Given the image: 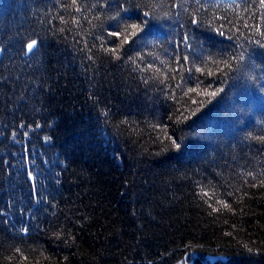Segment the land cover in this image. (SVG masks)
<instances>
[{
  "label": "trees",
  "instance_id": "16d2710c",
  "mask_svg": "<svg viewBox=\"0 0 264 264\" xmlns=\"http://www.w3.org/2000/svg\"><path fill=\"white\" fill-rule=\"evenodd\" d=\"M143 13L142 37L107 35ZM262 17L260 0H0V264H264Z\"/></svg>",
  "mask_w": 264,
  "mask_h": 264
},
{
  "label": "snow or ice",
  "instance_id": "6c2138e0",
  "mask_svg": "<svg viewBox=\"0 0 264 264\" xmlns=\"http://www.w3.org/2000/svg\"><path fill=\"white\" fill-rule=\"evenodd\" d=\"M260 3H261V5H264V0H260ZM75 4H76V0H72V5H75ZM173 6L174 7H178L179 5H173ZM76 10L79 11L80 9L77 8ZM121 12H123L127 16L129 14V9L124 7L123 4H120L119 11L117 12V16H119ZM149 15H150L149 13H143V16L145 17V19L142 22L143 25H144V27H142V28L140 27V25L132 24V25L125 26L123 32H121L120 30H117V31H113V32L107 33V35L110 36V37H113V38H120L123 35L124 43L128 44L129 43L128 36L129 35H132V36H136L137 35V33L135 31H132L131 33H129V28L133 29V30L139 28L140 29V34H141V37H142L145 32H149V29L151 27L155 26V25L149 23V21L147 19V17ZM262 19H264V17H262ZM112 20L116 21L117 18L116 17H112ZM190 23L193 24V25H197V24L200 23V21L198 19H196V18H192ZM115 27H117V29L120 28L119 22H117L115 24ZM245 27H248V25H245ZM256 30L257 31H261L259 26L256 27ZM216 31L219 33V35H221V36L224 35V32L221 29H216ZM261 35L264 36V31H261ZM112 42L115 43V40H113ZM181 42L184 44L185 49H191L193 47L192 43L190 42V38H189V36L187 34H184L181 37ZM257 43H259V41H257ZM39 46H40V41L38 39L33 38V39L30 40V42L24 43L25 53L26 54H34L35 52H38L39 51ZM174 46L178 49L180 47V42L175 43ZM261 46L264 47V45H261ZM4 51H5V49L3 47H0V54H2ZM105 51H110L111 53L115 54L117 50L115 48H112L110 50L106 49ZM117 58L119 59V57H117ZM173 58H175V57H173ZM232 59H235V57H232ZM240 59H243L242 55H241ZM182 60L184 62H188L189 61V56L187 54L183 55ZM177 63H180V62L178 61ZM183 66L184 65H181V67H183ZM148 67L150 68L151 65H148ZM179 70H180L179 68L176 69L177 72H179ZM187 71H188L189 74H191L193 71H197V72L203 73L204 69L189 67V68H187ZM207 74L211 75L212 73L209 72ZM181 80H183V77H181ZM175 87L182 89V84L178 83V84L175 85ZM189 91H195V90L194 89H189ZM220 91H222V90H220ZM209 94L215 96L217 93L216 92H212V93H209ZM21 127H23V125H21ZM37 127H40V125H37ZM13 135H15V134H13ZM48 139H50V138L49 137H45V140H48ZM260 139L264 140V137H261ZM173 143H175V141H173ZM175 146L178 149L181 147V145L178 144V143H175ZM248 175L251 176L253 174L249 173ZM29 178L32 181L33 194H34V196L36 198H38V193L36 192V186H35V177L32 176L31 173H29ZM262 183H264V181H262ZM253 186H255V185H253ZM229 195H231V194H229ZM213 211H218V209H213ZM21 231L26 233L28 231V229L27 228H23V229H21ZM17 251H19V249H17ZM181 264H185V262L182 261Z\"/></svg>",
  "mask_w": 264,
  "mask_h": 264
},
{
  "label": "rangeland",
  "instance_id": "374dc122",
  "mask_svg": "<svg viewBox=\"0 0 264 264\" xmlns=\"http://www.w3.org/2000/svg\"><path fill=\"white\" fill-rule=\"evenodd\" d=\"M211 257H213V256H211ZM182 261L185 262V264H190V261H189L188 258H185V259H183V260L177 262L176 264H181Z\"/></svg>",
  "mask_w": 264,
  "mask_h": 264
}]
</instances>
